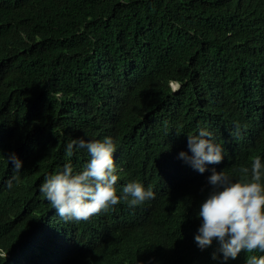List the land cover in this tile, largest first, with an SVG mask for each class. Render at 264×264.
<instances>
[{
	"label": "trees",
	"instance_id": "trees-1",
	"mask_svg": "<svg viewBox=\"0 0 264 264\" xmlns=\"http://www.w3.org/2000/svg\"><path fill=\"white\" fill-rule=\"evenodd\" d=\"M260 58L264 3L0 0V247L7 254L0 264H220L222 253L212 258L218 240L203 250L195 241L202 224L196 209L166 199L128 222L137 226L131 235L121 231L77 246L68 257L49 260L45 254L57 248H30L23 234L35 229L30 239L39 232L42 243L45 230L56 237L71 227L51 216L37 191L46 173L68 162L76 170L85 160L77 152L66 156L71 118L79 124L75 136L108 134L132 145L147 140L133 130L155 100L176 126L191 120L225 133L226 124L243 117L236 104L250 105L253 94H236L232 74L259 66ZM173 80L180 90L173 92ZM254 84L264 107V76ZM12 153L22 161L18 174L7 160ZM254 154L231 151L229 159L245 162ZM182 217L189 231L178 239ZM248 255L242 250L226 264H245Z\"/></svg>",
	"mask_w": 264,
	"mask_h": 264
},
{
	"label": "clouds",
	"instance_id": "clouds-1",
	"mask_svg": "<svg viewBox=\"0 0 264 264\" xmlns=\"http://www.w3.org/2000/svg\"><path fill=\"white\" fill-rule=\"evenodd\" d=\"M248 2L260 5L264 0ZM259 62V66L232 74L239 84L233 87L236 94L241 89L247 93L252 90L253 94L250 105L236 104L243 117L226 124L225 133L191 120H182L176 126L155 100L147 114L138 116L139 123L133 130L147 140L132 145L117 143L108 134L75 136L79 124L77 118H71L65 126L72 139L66 145V156L77 152L85 160L76 170L68 162L62 171L45 177L46 173L37 188L51 216L71 227L62 229L56 237L45 230L42 243L39 232L30 239L35 229L27 231L23 234L27 246L57 248L45 254L49 260L68 257L77 246L99 243L121 231L131 235L137 226L128 222L139 221L148 208L166 199L173 205L183 202L196 209L202 224L195 241L203 250L218 240L220 248L212 258L219 260L222 253L220 264L236 259L242 250L249 253L245 264H264V255L253 254L264 253V147L258 148L264 136V107L256 99L254 84L264 76V59ZM170 85L173 92L182 87L178 80ZM147 146L150 152L145 150ZM251 149L255 154L247 161H230L231 151ZM7 160L15 173L21 172L22 161L15 153ZM17 179L14 175L7 181L9 189ZM187 231L189 225L182 217L181 229L174 236L180 239ZM0 255L7 256L1 247Z\"/></svg>",
	"mask_w": 264,
	"mask_h": 264
},
{
	"label": "rangeland",
	"instance_id": "rangeland-1",
	"mask_svg": "<svg viewBox=\"0 0 264 264\" xmlns=\"http://www.w3.org/2000/svg\"><path fill=\"white\" fill-rule=\"evenodd\" d=\"M173 86H174L175 88H177V83H174Z\"/></svg>",
	"mask_w": 264,
	"mask_h": 264
}]
</instances>
